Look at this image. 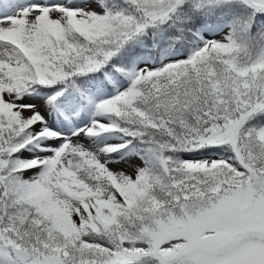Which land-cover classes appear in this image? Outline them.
<instances>
[{"label":"snow or ice","instance_id":"snow-or-ice-1","mask_svg":"<svg viewBox=\"0 0 264 264\" xmlns=\"http://www.w3.org/2000/svg\"><path fill=\"white\" fill-rule=\"evenodd\" d=\"M0 264H264V0H0Z\"/></svg>","mask_w":264,"mask_h":264},{"label":"rangeland","instance_id":"rangeland-1","mask_svg":"<svg viewBox=\"0 0 264 264\" xmlns=\"http://www.w3.org/2000/svg\"><path fill=\"white\" fill-rule=\"evenodd\" d=\"M83 2H87V0H74V3H83ZM56 123H57L58 126H60V121L59 120H57ZM89 139L90 138H87V137L85 138V140H89ZM97 139H102V140H104L105 142H108V143H120V142H122L119 135H113V134H105L103 137L97 138ZM29 151H31V150H29ZM111 158L114 161H118V163H113L112 164L113 168H115V169H126V168H128V164L125 163V160H127L128 157H125L124 159H120L117 156L116 153H113L111 155ZM32 173H33V170H29V174H32Z\"/></svg>","mask_w":264,"mask_h":264}]
</instances>
